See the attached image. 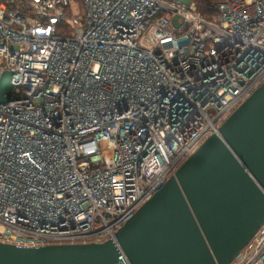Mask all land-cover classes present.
<instances>
[{"label":"built area","instance_id":"1","mask_svg":"<svg viewBox=\"0 0 264 264\" xmlns=\"http://www.w3.org/2000/svg\"><path fill=\"white\" fill-rule=\"evenodd\" d=\"M6 72L0 242L115 240L264 84V0H0Z\"/></svg>","mask_w":264,"mask_h":264},{"label":"water","instance_id":"2","mask_svg":"<svg viewBox=\"0 0 264 264\" xmlns=\"http://www.w3.org/2000/svg\"><path fill=\"white\" fill-rule=\"evenodd\" d=\"M6 72L0 103L12 100ZM264 226V84L104 243L17 247L0 264H231Z\"/></svg>","mask_w":264,"mask_h":264}]
</instances>
